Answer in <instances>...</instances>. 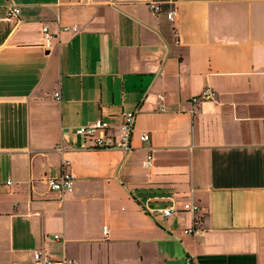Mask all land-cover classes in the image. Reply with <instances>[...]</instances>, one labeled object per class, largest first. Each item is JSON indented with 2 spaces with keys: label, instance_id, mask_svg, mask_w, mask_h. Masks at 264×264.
I'll return each mask as SVG.
<instances>
[{
  "label": "crops",
  "instance_id": "1",
  "mask_svg": "<svg viewBox=\"0 0 264 264\" xmlns=\"http://www.w3.org/2000/svg\"><path fill=\"white\" fill-rule=\"evenodd\" d=\"M8 1L20 12L5 19L0 0V264H41L38 248L70 264H264V0H179L174 22L169 2ZM130 111L129 149L75 132L101 118L118 139ZM63 162L64 193L46 180ZM172 201L200 209L141 207Z\"/></svg>",
  "mask_w": 264,
  "mask_h": 264
},
{
  "label": "built area",
  "instance_id": "2",
  "mask_svg": "<svg viewBox=\"0 0 264 264\" xmlns=\"http://www.w3.org/2000/svg\"><path fill=\"white\" fill-rule=\"evenodd\" d=\"M179 0H147V4L153 11H158L160 8V4L163 2H169L172 4V7L166 12V18L170 22L175 21L176 16V7L175 4ZM6 12L4 15L5 19H9L11 16H15L20 12V7L8 0H6ZM64 29H69V27H64ZM70 29L75 30L76 27L72 26ZM43 32V40L42 45L49 48L52 44L53 35L49 32L48 25L44 24L42 26ZM56 99L60 98L59 91H55L53 93ZM211 97V92L209 88L204 89L199 96L193 98V101H197L199 99H206ZM135 112H123L121 114L119 128H120V137L118 139L113 138L111 135L107 134L106 131L110 126V123L107 120L98 118L93 122L82 124L76 126L75 132L81 136L89 138L94 147L100 148H110V147H120L129 149V137L130 132L133 126ZM141 140L149 147L150 144V135L148 132H142L140 135ZM152 158V154L148 153L145 159V163L149 164ZM47 183L51 189L58 190L62 193L70 191L72 189L74 176L72 172L67 168L66 162H63V169L58 176L48 177ZM11 183V180H6L5 184L8 185ZM1 186V183H0ZM142 209L151 215L155 212H159L164 218L169 217L173 213L181 210H188L193 213H196L200 206L194 202H183L182 207L179 208L173 201L161 208H154L148 204L141 205ZM200 226H189L184 229L186 233H192L198 231ZM107 226H103V232L106 233ZM55 238H58V235H54ZM32 258L34 261L39 262L41 264H70L73 260L63 259V260H55L51 258L47 253H45L42 249H36L32 252Z\"/></svg>",
  "mask_w": 264,
  "mask_h": 264
}]
</instances>
